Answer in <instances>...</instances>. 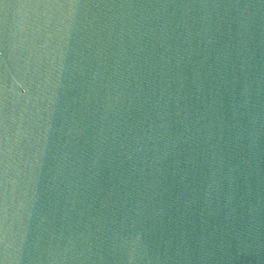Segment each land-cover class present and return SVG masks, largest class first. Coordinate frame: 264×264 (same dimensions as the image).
Instances as JSON below:
<instances>
[{
	"label": "water",
	"instance_id": "1",
	"mask_svg": "<svg viewBox=\"0 0 264 264\" xmlns=\"http://www.w3.org/2000/svg\"><path fill=\"white\" fill-rule=\"evenodd\" d=\"M0 11V264H264V0Z\"/></svg>",
	"mask_w": 264,
	"mask_h": 264
},
{
	"label": "snow or ice",
	"instance_id": "2",
	"mask_svg": "<svg viewBox=\"0 0 264 264\" xmlns=\"http://www.w3.org/2000/svg\"><path fill=\"white\" fill-rule=\"evenodd\" d=\"M10 0H0V4H6L9 3ZM10 15V13H5L3 11H0V18H7Z\"/></svg>",
	"mask_w": 264,
	"mask_h": 264
}]
</instances>
